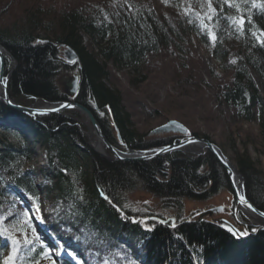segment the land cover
Returning a JSON list of instances; mask_svg holds the SVG:
<instances>
[{
  "label": "trees",
  "instance_id": "trees-1",
  "mask_svg": "<svg viewBox=\"0 0 264 264\" xmlns=\"http://www.w3.org/2000/svg\"><path fill=\"white\" fill-rule=\"evenodd\" d=\"M162 2L166 7H176L178 15L172 11L158 13L143 0H77L63 4L48 0L45 4L34 3L9 22L0 21V43L16 63L8 81L10 95L23 104L36 99L81 102L93 110L113 143L109 109L131 147L170 143L177 136L144 138L146 132L139 133L133 127L120 90L107 83L108 63L138 70L139 63L150 52L173 43L184 50L180 41L193 32L211 57L231 71L230 81L220 84L219 96L235 105L238 115L250 118L253 105L264 104L255 78V73L264 77V0ZM4 11L5 7L0 8V17ZM54 41L71 46L79 55L81 78L72 97L56 78L63 69L68 73L74 71L77 63L66 62ZM5 59L8 68L11 58ZM144 78L145 74H137L130 81ZM91 99L104 111L103 115L93 108ZM78 115L74 109L32 115L0 102L2 126L22 122L43 143L50 165L45 175L55 181L50 189H59L54 198L62 197L65 205L76 199L79 215L72 220L73 215L67 218L62 212L63 217L51 219L52 228L48 229L51 221L42 225L49 241L39 242L36 238L30 246L24 245L23 254L37 259L57 248L68 264H264V228L239 240L209 220H189L185 216L184 202H203L222 190L231 191L226 172L211 151L191 157L170 152L149 160L108 161L89 149L75 119ZM19 140L18 145L0 139V206L4 198L12 205L23 201L17 193L20 191L38 209L40 198L34 171L27 165L33 157L32 147L26 137ZM80 155L91 163L89 178L76 172ZM236 155L237 165L245 175L248 197L264 207L263 172L246 153ZM67 171L76 172V183L86 188V196L70 194L75 180ZM63 182L70 187L65 188ZM136 190L158 199L162 209L175 217V225L171 220L159 221L161 215L152 210L144 213L147 221L143 222L133 204H128L130 193ZM56 199L50 200L45 216H52L53 210L57 213ZM1 212L0 209L3 251L9 236L3 231ZM24 213L28 216L27 211ZM29 225L36 231L33 224ZM83 226L92 234L90 242L78 236ZM102 238L103 242L99 240Z\"/></svg>",
  "mask_w": 264,
  "mask_h": 264
},
{
  "label": "rangeland",
  "instance_id": "rangeland-1",
  "mask_svg": "<svg viewBox=\"0 0 264 264\" xmlns=\"http://www.w3.org/2000/svg\"><path fill=\"white\" fill-rule=\"evenodd\" d=\"M75 1L77 0H57L59 4ZM78 1L91 3L100 0ZM143 1L149 2L158 13L172 11L175 16L178 15L176 14V7L174 9L166 7L162 0ZM47 2L48 0H0V8L5 7L6 10L2 12L0 21L9 22L11 19L21 16L34 3L45 4ZM84 41L87 42L88 39L84 37ZM180 42L184 46V50L177 43H173L171 46L150 52L141 60L138 70L108 63L109 76L107 83L120 90L122 103L130 112L133 127L139 133H145L169 118L179 119L187 124L190 130L209 136L236 164V152L246 153L251 157L255 166L264 174V126L262 125L264 104L262 106L259 104L253 105L250 118L238 115L235 105L226 102L218 94L220 84L230 81L231 71L224 69L217 59L211 57L206 47L193 32L187 33ZM7 57L9 58V56ZM137 74H145V78L141 81L134 80V82H131L130 80ZM67 76H71V73H68L65 69L58 73L56 81L60 86L64 87L63 80ZM255 78L264 102V77L255 73ZM39 103L42 102L38 101L36 105ZM78 116L79 121H82L83 115ZM8 128L5 129L0 125V139H6V141L19 145L20 140L14 133L16 130ZM22 129L24 128L22 127ZM27 131L30 130L27 129ZM144 138L147 137L144 136ZM45 148L43 143L39 141L32 145L33 157L30 163L33 170L36 168L34 170L36 180H40L42 169L48 168V153ZM80 158V166H78L76 172L89 178L91 163L87 160V157L83 159L80 156ZM38 168L39 171L41 168L40 172H38ZM76 172L67 171V174L75 180L69 191L71 195L83 198L86 196L87 190L82 184L76 183ZM54 182L53 179L49 178L45 185L41 183L37 187L40 198L38 209H32L30 201L28 202L26 199L23 202L24 204L16 202L15 205H12L4 198L0 209L3 214V231L9 237L7 238L6 249L2 251L0 248V263L68 264L63 261L62 254L57 248L48 251L49 255H42L37 259H30L28 255L22 253L25 250L24 245L30 246L29 244L36 238L39 242H43L45 239L39 237H47L43 231H35L29 225L30 223L39 229L42 224L45 225L49 220L63 217L62 212L65 213L67 218L73 215L72 220L76 215L79 216L77 214L76 199L70 205H65L62 202V197L59 199L54 198L59 191L57 188L50 189ZM63 184L65 188L70 187L66 182H63ZM225 192L222 191L219 196L211 197L203 202H184L185 216H189L198 208L213 204L214 201L216 203L221 202L220 200L224 199ZM52 199H56L55 208L59 207V209L56 210V214L53 210L52 216H45V211ZM128 204H133L134 209L140 213L139 218L141 220L147 217L144 216V213L150 210L158 213L162 218L171 216L162 209L158 199L145 191L136 190L130 193ZM25 211L28 212V216H25ZM237 213L238 211L233 212L232 216L238 217ZM134 217L138 218L137 215ZM142 221L145 222L147 219ZM80 230L78 236L86 242H90L92 234L88 229L83 226ZM99 240L103 242V238ZM51 245L53 244L51 243ZM238 253L239 251L235 254ZM16 255L17 258L15 257L13 260V256Z\"/></svg>",
  "mask_w": 264,
  "mask_h": 264
},
{
  "label": "water",
  "instance_id": "water-1",
  "mask_svg": "<svg viewBox=\"0 0 264 264\" xmlns=\"http://www.w3.org/2000/svg\"><path fill=\"white\" fill-rule=\"evenodd\" d=\"M61 47V56L68 62L77 63V69L72 72L71 76L65 77L63 80V89L65 93L72 97L75 95L79 88V82L81 78V63L78 53L71 46L58 43ZM10 55V52L0 43V102L8 107L17 111L32 114V115H45L50 113H56L64 111L66 109H74L83 115V120L79 121V117L75 116L77 125L86 137V143L89 149L99 156L108 161H134V160H149L158 155L166 154L170 152H180L186 156H196L204 153L205 151H211L218 162L224 168L228 177L231 191L225 189L224 199L221 202L210 204L206 207L200 208L193 212L189 220L206 219L218 226L224 228L227 232L233 235L235 239H244L259 229L264 228V207H260L255 204L247 195L245 175L239 169L238 165L223 151V149L211 138L195 134L190 130L187 124L176 118H169L166 121L152 127L145 133V137H158V136H177V139L165 144H159L146 148L131 147L123 138L120 128L113 119V115L110 112L111 127L115 138L113 143L103 131L101 123L95 116L93 110L85 104L75 100H55L47 101L41 100L42 103L36 105L35 101L29 104H23L15 100L9 93L8 81L15 68V60H13L11 67L5 68V55ZM93 108L100 114H104L94 99H91ZM84 124V126H83ZM198 145V150H192L190 146ZM220 191L219 193H221ZM99 193L106 198V195L99 189ZM217 193L215 196H219ZM232 196L236 202V206L233 209L230 204V199L227 197ZM264 196V191L263 194ZM214 197V196H213ZM211 198V197H210ZM115 207H117L114 204ZM238 209V213L245 223L238 217L232 216ZM247 211V212H245ZM247 213V214H246ZM144 217L143 220H146ZM259 219L262 222L256 221ZM161 222H167L171 220L172 225H175V217L170 216L166 218H158Z\"/></svg>",
  "mask_w": 264,
  "mask_h": 264
},
{
  "label": "bare ground",
  "instance_id": "bare-ground-1",
  "mask_svg": "<svg viewBox=\"0 0 264 264\" xmlns=\"http://www.w3.org/2000/svg\"><path fill=\"white\" fill-rule=\"evenodd\" d=\"M190 148L194 151V150H198L199 149V146L198 145H193V146H190ZM81 157H83V159H84V156L83 155H80ZM81 159V158H80ZM36 169V168H35ZM34 169V170H35ZM40 171H41V169H40ZM39 171V168H38V172H40ZM46 172L45 171H43V169H42V173H41V178H40V180H39V182H41L42 183V185H45V183H46V181H48L49 180V178H47L46 177ZM18 190V189H17ZM17 193L19 194V196H20V198L21 197H23V194L20 192V191H17ZM230 199V204H231V207L234 209L235 208V206H236V202H235V200H234V198L231 196L230 197V195H229V197H227V199ZM237 211H238V209H236ZM245 212H247V211H245ZM45 213L47 214V210L45 211ZM247 214V213H246ZM47 216V215H46ZM188 218L190 217V215L189 216H187ZM50 221L51 220H49L47 223H50ZM256 221H259V222H262L261 220H259V219H254V222H256ZM52 228L53 227V224H52V221H51V225H48V229L49 228ZM64 237L65 236H63L62 237V240H64ZM66 238V237H65ZM1 245V244H0ZM68 245H70L69 243H68ZM117 264H120L119 262L117 263Z\"/></svg>",
  "mask_w": 264,
  "mask_h": 264
},
{
  "label": "flooded vegetation",
  "instance_id": "flooded-vegetation-1",
  "mask_svg": "<svg viewBox=\"0 0 264 264\" xmlns=\"http://www.w3.org/2000/svg\"><path fill=\"white\" fill-rule=\"evenodd\" d=\"M103 115V114H102Z\"/></svg>",
  "mask_w": 264,
  "mask_h": 264
}]
</instances>
